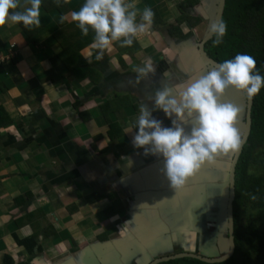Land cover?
I'll use <instances>...</instances> for the list:
<instances>
[{
	"label": "crops",
	"instance_id": "obj_1",
	"mask_svg": "<svg viewBox=\"0 0 264 264\" xmlns=\"http://www.w3.org/2000/svg\"><path fill=\"white\" fill-rule=\"evenodd\" d=\"M84 2L42 3L41 24L31 31L22 24L0 27V55L14 53L0 64V122L9 118L0 127V264L7 257L15 264L55 263L121 233L132 189L124 181L152 159L132 145L136 105L154 108L147 97L163 89L168 34L191 35L197 26L180 23L181 12L198 16L183 8L200 4L126 0L138 10L150 7L154 22L131 47L113 42L97 60L94 32L84 36L71 18ZM147 59L155 73L137 83L135 69ZM170 68L164 87L172 88ZM152 118L167 122L162 110Z\"/></svg>",
	"mask_w": 264,
	"mask_h": 264
},
{
	"label": "water",
	"instance_id": "obj_2",
	"mask_svg": "<svg viewBox=\"0 0 264 264\" xmlns=\"http://www.w3.org/2000/svg\"><path fill=\"white\" fill-rule=\"evenodd\" d=\"M225 5L226 0H200L197 6L183 8L205 20L206 27L201 37L196 30L181 38L167 33L170 51L165 56L172 67L168 72L173 95H176L177 85L186 87L220 64L210 56L206 43L213 38L211 24L223 18ZM222 102H232L242 109L236 124L242 138L238 152L218 158L214 165L203 166L177 194L161 171L163 157L149 154L152 158L149 164L134 173L130 180L124 181L130 182L132 189L130 194L126 192L128 208L121 229L139 214L130 225H125L116 237L95 241L55 263L45 260L43 264H165L183 259L220 264L228 261L236 247V169L251 133L254 99L249 101L240 92L228 90ZM166 119L164 127H171V119ZM183 127L190 134L191 121ZM141 204L143 207L140 208ZM152 210L163 215L151 217ZM224 231L227 237H224Z\"/></svg>",
	"mask_w": 264,
	"mask_h": 264
},
{
	"label": "clouds",
	"instance_id": "obj_3",
	"mask_svg": "<svg viewBox=\"0 0 264 264\" xmlns=\"http://www.w3.org/2000/svg\"><path fill=\"white\" fill-rule=\"evenodd\" d=\"M42 3L43 0H28L29 6L22 8L20 0H0V27L12 23L22 24L29 31L38 28ZM71 18L84 36L90 30L94 32L92 48L98 50L96 59L101 60L113 42H119L121 47H131L134 38L152 26L155 12L150 7L138 10L126 0H85L78 11L71 13ZM227 29L223 19L211 24L213 46L223 42ZM135 71L138 83L149 73L154 74L155 67L152 60L147 59ZM166 74L167 71L164 76ZM262 88L264 76L257 69L255 58L238 53L186 87L177 85L176 95H173V88L165 86L148 96V100H154V108L149 110L145 103L140 106L132 145L143 148L145 155L163 157L161 171L177 194L203 166L214 165L218 158L235 154L241 147L242 138L236 124L242 109L232 102H222L226 91L235 90L251 101ZM156 110H162L171 119V127H164L162 121L152 118V111ZM189 121L192 123L190 134L183 127ZM121 159L127 160L131 167L130 159ZM132 220L126 222L122 230Z\"/></svg>",
	"mask_w": 264,
	"mask_h": 264
},
{
	"label": "trees",
	"instance_id": "obj_4",
	"mask_svg": "<svg viewBox=\"0 0 264 264\" xmlns=\"http://www.w3.org/2000/svg\"><path fill=\"white\" fill-rule=\"evenodd\" d=\"M49 1L53 0H43L46 8L50 7ZM185 3L181 2L180 6ZM188 3L193 4L190 1ZM181 14L180 23L188 20L193 26H198L204 22L200 16L184 12ZM222 19L228 25L227 34L219 46H213L214 36L206 43L210 56L222 63L238 53L251 55L256 60L260 74L264 76V0H226ZM178 32L182 34L180 30ZM253 99L251 133L236 169L235 253L228 261L220 264H264V88ZM7 123L8 117L0 122V127ZM223 235L227 237V232L224 231ZM30 243L33 244L30 248H34L32 240L24 242L27 246ZM4 264L15 262L13 258L7 257ZM165 264L203 263L183 259Z\"/></svg>",
	"mask_w": 264,
	"mask_h": 264
},
{
	"label": "flooded vegetation",
	"instance_id": "obj_5",
	"mask_svg": "<svg viewBox=\"0 0 264 264\" xmlns=\"http://www.w3.org/2000/svg\"><path fill=\"white\" fill-rule=\"evenodd\" d=\"M161 68L163 69V71L165 72L169 67H171V65H170V63L167 61V59H163L162 61H161ZM168 76L166 75L164 78H162L161 80H160V83H159V85L162 87V88H164V85H166L167 83V81H166V79L165 78H167ZM146 93V92H145ZM141 105H142V102H141ZM140 109V103H139V105H136V110H139ZM162 123H163V126H165V125H167L166 124V122H165V119L163 118L162 120Z\"/></svg>",
	"mask_w": 264,
	"mask_h": 264
},
{
	"label": "rangeland",
	"instance_id": "obj_6",
	"mask_svg": "<svg viewBox=\"0 0 264 264\" xmlns=\"http://www.w3.org/2000/svg\"><path fill=\"white\" fill-rule=\"evenodd\" d=\"M196 17H198V16H196ZM204 28H205V23L204 22H202V23H200L198 26H197V28H196V31H197V33L201 36L202 34H203V31H204ZM163 214L162 213H157V212H155V210H152L151 212H150V214H149V216H151V217H156V218H158V217H161ZM108 235H109V233H108ZM116 235V234H115ZM115 235H112V236H115ZM111 236V237H112Z\"/></svg>",
	"mask_w": 264,
	"mask_h": 264
},
{
	"label": "built area",
	"instance_id": "obj_7",
	"mask_svg": "<svg viewBox=\"0 0 264 264\" xmlns=\"http://www.w3.org/2000/svg\"><path fill=\"white\" fill-rule=\"evenodd\" d=\"M13 55H14L13 50L7 54L0 55V64L7 61V60L12 59ZM0 156H1V154H0Z\"/></svg>",
	"mask_w": 264,
	"mask_h": 264
}]
</instances>
